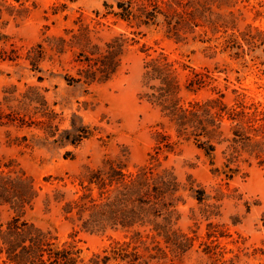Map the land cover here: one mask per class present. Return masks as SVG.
I'll return each instance as SVG.
<instances>
[{
    "label": "rangeland",
    "instance_id": "rangeland-1",
    "mask_svg": "<svg viewBox=\"0 0 264 264\" xmlns=\"http://www.w3.org/2000/svg\"><path fill=\"white\" fill-rule=\"evenodd\" d=\"M103 1L28 0L26 3L31 9L27 15L9 18L2 28L12 37L21 57L0 59V97L4 86L15 84L18 91H23L26 85L37 86L56 113L53 123L58 130L54 136L44 138L42 128L12 127L11 138L26 135L28 140H10L9 143L1 134L0 155L5 160H13L16 167L31 175L35 185L41 187L40 196L26 211L25 217L51 231L59 243L76 244L81 250V264H88L91 256L102 254L104 248L108 249L117 241L130 240V234L112 229L103 233L81 230L63 216L59 205L45 206L43 194L55 186L71 193L79 187L78 176L85 166L94 167L106 156L127 153L128 169L134 170L146 161L157 130H165L172 135V140L176 139L173 128L165 123L159 108L141 96L145 58L163 51L170 59L186 62L197 69L207 67L211 70L214 80L197 92L182 87L180 94L185 102L223 93L224 101L233 104L240 93L239 97L246 103L253 102L264 109V0H231L219 11L223 14L232 12L234 27L213 34L209 28L199 26L194 32L196 38H189L187 42H176L161 26L137 27L116 21L110 14L104 15ZM55 7L57 12L53 13ZM80 22L89 25L95 42L101 43L119 33L130 39L116 74L106 81L69 83L65 75L76 76L73 58L78 48L75 46L67 47L60 56L43 60L40 71L30 69L23 58L30 46L46 36H66L65 28L76 30ZM230 34L242 47L239 56L233 55V50L220 51V43ZM131 37L136 41L133 42ZM216 44L218 47H213ZM185 72L180 70L181 82ZM38 76L42 80H38ZM79 129H84L87 134ZM78 134L85 136L77 143L63 138L69 135L77 139ZM223 160L220 147L212 158L192 141L181 140L162 161L163 166L174 169L181 184V200L177 204L179 218L175 227L192 239L184 252L174 254L166 249V257L152 261L158 264H231L229 258H233V264H264V252L261 251L264 250V229L260 220L264 210V168L251 159L250 165L247 162L241 164L245 173L228 178L223 172ZM49 175L51 177L45 180L44 177ZM191 184L193 189H205V203L221 204L220 215L210 219L198 215L201 205ZM218 193L223 194L220 200L214 197ZM6 216L7 212H4L2 217ZM233 216L239 220L235 224L232 223ZM209 221L222 224L224 235L207 237ZM160 245H164L162 239Z\"/></svg>",
    "mask_w": 264,
    "mask_h": 264
},
{
    "label": "trees",
    "instance_id": "trees-1",
    "mask_svg": "<svg viewBox=\"0 0 264 264\" xmlns=\"http://www.w3.org/2000/svg\"><path fill=\"white\" fill-rule=\"evenodd\" d=\"M27 1L0 0V59L15 60L21 57L17 54L12 37L2 28L7 25L9 18L27 15L31 9ZM230 2L104 0L103 5L106 9L104 15L110 14L116 21L122 20L137 27L161 26L176 42H187L189 38H196L194 32L199 26L209 28L213 34L234 27L232 12L223 14L219 11ZM31 4L34 6V3ZM56 12L55 7L53 13ZM90 32L89 25L80 22L76 30L65 28L66 36H46L36 42L26 50L23 58L28 61L30 69L40 71L39 65L43 60L52 59L54 55L60 56L67 47L75 46L78 48L73 58L76 76L65 75L66 80L69 83L106 81L118 72L130 39L124 33H119L99 43L92 40ZM131 40L136 41L133 37ZM206 48L211 49L212 46ZM240 48L233 34L220 43V51L233 50L231 53L235 56L240 55ZM180 70H186L183 82ZM211 73L207 67L197 69L186 62L170 59L163 51L145 58L141 73L144 91L141 96L159 108L165 123L173 128L176 139L172 140V135L165 130H157L155 143L146 161L134 170L128 169L127 153L106 156L94 167L85 166L78 176L79 187L71 193L58 186L44 192V205H59L63 216L81 230L103 233L112 229L130 234V240L117 241L108 249L104 248L102 254L91 256L88 264H109L111 261L114 264H158L152 260L166 257L167 250L178 254L190 246L192 238L175 227L179 218L177 204L181 200L180 181L172 167L162 164L181 140L192 141L212 158L220 147L224 159L223 172L228 178L240 172L245 173L241 164L247 162L250 165L251 159L264 168L263 108L253 102L246 103L239 97L240 93L233 104L224 101L223 93L202 100L183 101L180 94L182 87L197 92L214 80ZM37 78L42 80L41 76ZM55 115L37 86L26 85L23 91H18L15 84L3 87L0 97V135L4 134L9 143L10 140H28L26 135L11 138L12 127L20 129L35 126L43 129L44 138L54 136L58 130V126L53 123ZM79 131L87 134L84 129ZM84 134H78L77 139L69 135L63 138L77 143ZM1 143L0 139V146ZM190 188L201 205L199 216L210 219L220 215L221 204L205 203L207 196L204 188L193 189L192 184ZM40 190L41 187L35 185L31 175L16 167L13 160H5L0 155V264H81L83 258L76 244L70 241L59 243L51 231L25 217L26 211L32 208L40 196ZM222 196V193H218L214 197L220 200ZM246 206L249 210V205ZM4 212H7L6 218L2 217ZM193 216L197 215L193 212ZM231 219L233 224L239 221L236 216ZM260 220L264 229V210ZM221 227L222 224L209 221L206 236L224 235ZM161 239L163 246L160 245ZM229 261L234 263L233 258H229Z\"/></svg>",
    "mask_w": 264,
    "mask_h": 264
}]
</instances>
